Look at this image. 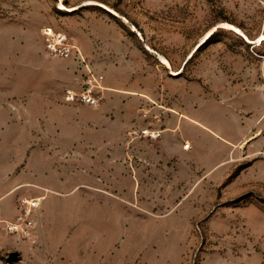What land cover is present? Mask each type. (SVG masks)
Segmentation results:
<instances>
[{
    "label": "rangeland",
    "instance_id": "1",
    "mask_svg": "<svg viewBox=\"0 0 264 264\" xmlns=\"http://www.w3.org/2000/svg\"><path fill=\"white\" fill-rule=\"evenodd\" d=\"M46 25L80 47L101 85L132 82L169 115L187 110L228 149L150 165L132 147L126 162L112 127L109 200L80 198L78 223L56 245L43 236L35 243L34 231L10 234L4 222L26 201L37 202L34 223L41 207L23 186L30 162L41 169L50 158L61 168L69 157L66 148L40 146L44 116L33 91L44 86L62 92L67 105L89 106L65 101L87 73L76 57L45 54ZM30 56L50 65L44 85L26 64ZM161 134L151 125L128 133L149 144ZM128 170L138 173L137 196L117 195L129 187L120 175ZM3 191L11 193L0 205V264H264V0H0V197ZM46 213L54 220L51 200ZM51 224L50 237H63L66 229Z\"/></svg>",
    "mask_w": 264,
    "mask_h": 264
},
{
    "label": "crops",
    "instance_id": "2",
    "mask_svg": "<svg viewBox=\"0 0 264 264\" xmlns=\"http://www.w3.org/2000/svg\"><path fill=\"white\" fill-rule=\"evenodd\" d=\"M26 64L31 70L38 68L36 70L38 77L40 81L43 80L44 85V79L50 73V65H46L45 60L31 56L26 60ZM73 71L71 69L67 73L74 75ZM116 83H121V86L102 85V100L98 106L93 107L67 105L63 102L62 92L55 91L51 94L44 86L33 91L31 100H38L39 114L44 116L41 117L38 136L40 146L66 148L62 154L69 156L67 159L63 158L64 163L61 168L55 165V160L48 158L43 162L41 169H36L33 162H30L28 174H22L25 191L40 198L41 207L33 230L35 243H38L42 236L50 238V242L55 245L60 243L72 225L78 223L76 208L80 198L101 196L109 200L112 127H117L120 131L119 145L124 148L126 162L132 147H141L142 161L150 165L160 161L169 163L173 156L176 161L184 163L190 160L192 153L200 150L203 157L213 158L217 154L215 146L228 149L230 142L210 127L208 128L216 132L220 138L209 132L212 136L207 143L208 131L181 116L184 114L192 117L191 114L186 113L187 110L178 113L177 116L175 113L169 115L165 110L160 109L163 106L156 104L147 93L138 90L132 82ZM70 87L73 90L80 88L75 83ZM157 116L161 118L156 120ZM183 124L186 125L187 135L182 132ZM148 125L162 130L161 137L153 143H145L128 135L129 132ZM184 142L191 144L190 150L183 148ZM209 145L212 147V152L206 149ZM79 148H86V154L80 155ZM137 174V172L132 174L129 170L126 174H120L122 181L129 187L117 195L140 194L142 187L139 186L140 184L137 186L139 180ZM10 193L6 194L3 191L0 205L8 200L6 198ZM48 200L53 204L54 220L45 217ZM51 222L60 229H66L63 237L60 235L54 236L55 238L50 237Z\"/></svg>",
    "mask_w": 264,
    "mask_h": 264
},
{
    "label": "built area",
    "instance_id": "3",
    "mask_svg": "<svg viewBox=\"0 0 264 264\" xmlns=\"http://www.w3.org/2000/svg\"><path fill=\"white\" fill-rule=\"evenodd\" d=\"M41 38L43 43L44 52L49 57H76L84 64L87 73L86 79L82 82L78 90L67 89L64 94V99L67 102L85 104L89 106H98L102 100L101 77H96L86 63V60L72 39L63 31L54 28L53 26L46 25L41 30ZM141 133L150 138L156 137L154 131L146 129L141 130ZM187 148V146L185 145ZM34 201L28 203L21 213L15 216L12 220L5 221V229L13 235L23 238L31 237L34 230V219L32 217V208Z\"/></svg>",
    "mask_w": 264,
    "mask_h": 264
},
{
    "label": "bare ground",
    "instance_id": "4",
    "mask_svg": "<svg viewBox=\"0 0 264 264\" xmlns=\"http://www.w3.org/2000/svg\"><path fill=\"white\" fill-rule=\"evenodd\" d=\"M117 92H118V91H117ZM119 92H120V91H119ZM123 93H124V92H123ZM182 117L185 118V119H187V120H189V121H191V122L196 123L198 126L204 128V129L207 130L208 132H210V133H212V134L215 135V133H214L213 131H211V130L208 129V128L203 127L200 123L193 121L192 119H190L189 117H187V116H185V115H183V114H182ZM215 136H217V135H215ZM217 137H218V136H217ZM218 138H219V137H218ZM42 199H43V198H42ZM32 205H33V206H37V202H33Z\"/></svg>",
    "mask_w": 264,
    "mask_h": 264
}]
</instances>
